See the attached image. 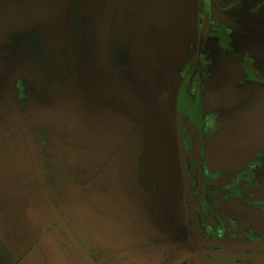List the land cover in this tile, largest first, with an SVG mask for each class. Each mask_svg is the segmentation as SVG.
Wrapping results in <instances>:
<instances>
[{"label": "flooded vegetation", "instance_id": "af4514ba", "mask_svg": "<svg viewBox=\"0 0 264 264\" xmlns=\"http://www.w3.org/2000/svg\"><path fill=\"white\" fill-rule=\"evenodd\" d=\"M76 3L0 0V264H264V0H192L173 49L131 7L106 72Z\"/></svg>", "mask_w": 264, "mask_h": 264}, {"label": "rangeland", "instance_id": "374dc122", "mask_svg": "<svg viewBox=\"0 0 264 264\" xmlns=\"http://www.w3.org/2000/svg\"><path fill=\"white\" fill-rule=\"evenodd\" d=\"M191 1L129 0V4L126 5L124 0H110L109 3H106L105 0H91V3H89V0H77L76 5L72 7V11L75 10L79 15L81 29L85 30L86 37L83 42V49L88 50V61L91 70L101 72L103 67H107L106 72L108 69V32L110 33L112 29H116L124 21L126 13L130 14L131 7L132 16L130 20L131 23L134 20L135 34L138 36L141 30L144 31L148 28L153 41L152 47L158 46L165 49L167 45L170 49H173L175 44L168 45L166 38L169 37L170 41L174 42L173 40L177 37L178 32H183L186 29ZM108 7H110V10ZM104 8L107 13L103 12ZM94 63L96 67H93ZM119 95L121 96V93ZM135 109H137V106H135ZM121 120L123 119L121 118ZM134 120V116L130 115V122ZM128 150L125 147L124 154L120 153L116 159V165H118L116 170H120L119 173H121V167L123 166L122 159L129 162ZM118 176L119 180L123 181L122 176L119 174Z\"/></svg>", "mask_w": 264, "mask_h": 264}]
</instances>
